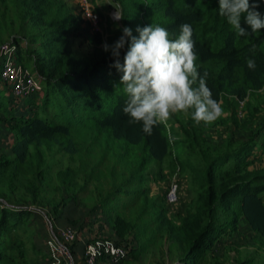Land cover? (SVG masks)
<instances>
[{
  "label": "trees",
  "instance_id": "16d2710c",
  "mask_svg": "<svg viewBox=\"0 0 264 264\" xmlns=\"http://www.w3.org/2000/svg\"><path fill=\"white\" fill-rule=\"evenodd\" d=\"M11 1L24 24L39 22L34 24L42 29L36 36L38 40H42L45 45L59 42V53L56 56L50 58L41 56L37 59V64H41V67L48 70L46 75L40 72L43 76L42 94L44 96L41 94L44 97L43 108L48 111L49 107L55 109L60 107L62 110L65 105L73 113L91 116L107 130L109 139L118 141L127 153L133 146L135 149L141 148L142 158L138 159L140 164L137 166V171L130 173V180L143 181L147 175L143 172L146 166L151 164V170L154 171L156 165L159 166V163H163L167 158L176 164L179 163L178 157L182 156L180 149L185 146L189 150L193 149L201 153L200 157L207 160L206 171L204 169L198 171L194 166H189L188 162L184 163V175L189 178L196 176L199 179V188L196 191L197 200L191 202L182 220L175 223L174 220L173 222L164 218V214L160 212L156 218L158 222L163 219L162 224L167 223L174 238L185 242V250L179 264H202L203 260L207 261V254L215 243L226 235L227 230L232 227L229 231L232 234L236 228L238 229L237 225L241 216L247 219L252 226L251 229L257 231L264 239V173H260L264 167H250L254 164L253 152L257 148V143L254 141L257 133L233 147V144L238 141L234 138V133L244 129L249 130L253 123H248V119L230 120L234 126L231 127L232 131L228 138L220 141L221 146L215 144L211 146L207 143L203 126L191 115L181 129L183 134L181 139L179 136L177 138L174 128L166 126L165 122L154 126L151 135L146 134L142 124L128 123L129 117L122 111L127 96L123 86L118 84L121 73L114 67H110L114 62L111 51H105L104 48L99 47L89 55L77 57L74 52H70L68 44L63 43L65 40L60 39L62 36H68L67 30L73 25V15L70 10L68 15L70 21H64L65 17L62 16V8L66 6L64 0L55 2L48 0L44 10L42 7L46 4V0ZM6 2L2 0L1 5L6 6ZM55 3L59 8L57 7L53 14L51 25H44L43 16L46 12L52 13L51 5ZM141 5L142 3L138 0H123L121 8L126 25L137 24L135 15ZM150 10L168 17L158 25L166 28L170 34L178 35L179 26L182 23L192 25L195 40L193 50L198 53L196 61L198 72L201 75L207 73L206 84L213 92L214 99L218 101L225 91L236 94L237 99L242 100L243 98L250 100V96L256 94L255 92L264 93V30L253 33L249 28L247 35L238 36L226 17L220 16L219 0H155ZM259 11L264 13V0L261 2ZM242 25L248 27L243 20ZM119 37L117 33L111 34L108 44H114ZM253 45L256 46L254 54L249 52ZM19 54L18 51V58H20ZM249 59L255 61V70L248 68ZM121 60L123 62L122 55ZM19 61L21 62L20 59ZM259 95L260 93L256 94V96ZM37 97L40 95L37 94L28 99L34 101ZM10 98L11 101L15 99L11 94ZM59 100L63 103L60 104ZM247 108L249 110L248 106ZM11 109L12 105L8 108L1 98L0 88V114L4 110L8 120L12 122L11 126L17 137L13 148L14 155L12 157L4 155L0 158V177L7 170L12 171L18 167L17 164L34 163L35 157L40 159L38 163L41 164L45 159V153L49 149V151L54 150V146L58 147V149L55 148V153L59 150L71 154L77 152L72 137L68 138L66 145L60 140L61 136L69 137V126L59 122L54 123L38 114L36 116L18 115ZM261 109L264 111V101L256 103L250 120L255 121L256 115L258 118L261 114ZM260 122L257 132L264 128V119ZM221 130L224 133L227 131L226 128ZM31 144L36 148L35 154L29 152ZM40 145L47 147V151L45 148H40ZM59 145L65 149L61 147L59 149ZM216 150L220 153L213 157ZM98 168L99 164L95 169ZM41 171L38 172L40 175H42ZM37 188L41 193V188ZM1 193L0 195L6 196ZM113 193L128 194L124 187L116 188ZM136 193L137 190L132 195ZM5 196L0 198L4 199ZM240 197L242 200L239 206L233 210V213L236 211V216L230 218L231 205ZM104 201L107 206L111 200ZM135 202L136 200L134 204H131V208L134 207ZM156 205L158 204L154 201L153 206ZM60 210L62 208L59 204L53 206V212L59 211L60 214ZM131 210L133 211V208ZM145 210L147 208L144 210L142 208L136 218H130L127 215L113 217L114 229L120 235L133 234L136 238L139 234L135 232L138 227L137 221L146 213ZM36 213L37 211L28 205L14 206L8 201L0 202V264H44L36 247L33 245L29 248L27 245L28 239H31L29 220ZM242 264H248V261Z\"/></svg>",
  "mask_w": 264,
  "mask_h": 264
},
{
  "label": "rangeland",
  "instance_id": "374dc122",
  "mask_svg": "<svg viewBox=\"0 0 264 264\" xmlns=\"http://www.w3.org/2000/svg\"><path fill=\"white\" fill-rule=\"evenodd\" d=\"M1 1L0 48L6 43L15 44L20 52L19 59L21 62L33 71L46 75L48 70L41 67V64H37V59L41 56L45 58L56 56L59 53V42L45 45L42 40H38L36 37L42 30L41 27L35 26L39 22L24 24L23 19L13 7L12 1L6 0V6H2ZM52 1L55 2L56 0ZM64 1L66 6L62 8V16L65 17L64 21H70L71 19L68 17L70 10L73 15V25L68 30L66 29L69 32L68 36H62L60 39L65 40L63 43L68 44L70 52H74L77 57H84L96 48H103V44L105 42L108 43L111 34H122L120 29L123 26L130 27L133 35L138 36L137 26L143 27L151 23L158 25L162 20L168 18L160 12L150 10L155 0H138L142 5L135 15L137 24L134 26L126 25L121 8L123 0ZM47 4L48 0L43 5V10ZM84 5H87L88 8L98 14L99 19L96 25L89 20L90 17L85 11ZM57 7L59 8L56 3L51 5L52 13L46 12V15L43 16L44 21L42 23L44 25H51L53 14ZM117 10L123 16V19L119 21L113 19V14ZM126 50L127 46L121 50L122 57ZM0 84L1 98L8 108L12 105V112L28 116H36L38 114L54 123L59 122L69 126V137L61 136L60 140L66 145L68 140L71 139L70 137H72L77 148V152L72 154L63 150L55 153L58 147L54 146V150L49 151V149L47 151V147L40 145V148H45V151H47L41 164L38 163L40 159L35 157L34 163L17 164L18 167H15L16 169L7 170L5 174L1 175L0 190L6 196H0H5L7 199L4 198L0 202L8 201L20 206L28 205L37 212L51 210V206L59 204V207L62 209L66 208V212L71 216V200H81L79 205L82 206L84 213H87L88 208L94 205L97 200H111L112 206L115 207L113 211L117 213L124 208L123 204L125 202H130L132 199L136 200L133 211L129 210L130 207H128L126 208L128 210H124V212L130 216L133 214L138 216L142 208L143 210L147 208V210H145L146 213L143 217L141 216L140 220L137 221L138 227L135 232L139 233L138 236L134 238L133 234H129L134 238V242L126 241L125 248L129 251V255L127 253L129 260L125 259L122 263L179 264L185 250V242L174 238L169 231L167 223L162 224L161 221L163 219L158 222L156 218L160 212L164 214V218L174 220L177 223L182 220L191 202L193 203L194 200H197L196 191L199 188V179L194 174L195 177L192 178L184 175V163L188 162L189 166H194L198 171L203 169L206 171L207 160L200 157L201 153L195 152L193 149L189 150L184 145L185 147L180 149V151L182 150V156L178 157L179 163L176 164V162L174 163L167 158L163 163H159V166L156 165L154 171L151 170V164L146 166L143 172L147 175L143 178V181L130 180V173L137 171V166L140 164L138 159L142 158L141 148L137 147L135 149L133 146L132 150L127 153L126 149L121 147L118 141L109 139L107 130L100 126L91 116L73 113L65 105L62 110L60 107L59 109L58 107H56L57 109L49 107L48 111H46L43 108L44 97L41 95L34 101H30L28 98L20 100L15 98L11 101V88L2 81L1 76ZM255 93H260V95L256 96V94H253L252 97L250 96V100L249 98H243L242 100L237 99L236 94L227 91L223 92L222 97L218 100L222 115L215 121H200V123L204 128L203 134L207 139V143L211 146L213 144L221 146L222 142L220 141L228 138L227 136L232 131L231 127L234 126L230 120L243 121L248 119V123H253V125L250 126L249 130L244 129L234 133V138L238 141L233 144V147L257 133L254 141L257 143V148L253 152L254 164L250 167L261 168L264 167V128L259 132H257V128L261 124L260 121L264 119V111L261 109L263 112H260L261 114L258 115V118L256 115L255 121L250 119L253 116L252 111L255 110L256 103L264 101V93ZM59 102L60 104L63 103L61 100ZM193 111L194 109H189L187 112L172 113L170 118L165 121L166 126L174 128L177 138L178 136L179 139L183 137L181 129H183L189 116H192ZM0 117V120L5 121L4 124L8 125V127L12 124L11 121H8V116L4 112L0 114ZM1 121L0 125L3 124ZM217 128H226L227 131L224 133L223 130ZM8 130H10V127ZM3 132L0 131V135ZM16 139V133L10 131L8 142L13 143ZM0 146L1 148L3 147L1 143ZM60 147L65 149L62 145H59V149H61ZM1 148L0 150H3ZM4 150L11 151V147L7 145ZM29 152L35 154L36 148L33 144H31ZM218 153L220 151L216 150L213 153V157ZM181 159L183 161H180ZM97 164H99V168L95 169ZM40 170H42V175L38 173ZM260 173H264V170L260 171ZM174 179L180 183V200L174 205H169L165 200V194L170 181ZM37 187L41 188V193L38 192ZM121 187H124L128 194L118 193L119 195H116L113 193L116 188ZM135 190H137V193L132 195ZM153 200L158 204L155 207L153 206ZM237 200L231 205L230 218L236 216V211L233 213V210L239 206L242 198L240 197ZM79 205L77 206L78 208ZM74 215L76 216L75 211ZM50 216H55V214L51 213ZM47 223L49 221L42 213H37V217L32 218L31 229L33 230V236L35 235V240L44 241L42 236L45 234V228L49 227ZM237 227L238 229L236 228L232 234L229 232L232 227L227 230L226 235L219 239L212 250L209 251L210 253L207 254V261L203 260L202 264H242L247 261L248 264H264V239L257 231L251 229L250 223L242 216L239 217ZM27 245L29 248L34 245L33 238L31 241L28 239ZM40 254L41 252L39 251L38 255ZM82 256L85 263L84 252Z\"/></svg>",
  "mask_w": 264,
  "mask_h": 264
},
{
  "label": "clouds",
  "instance_id": "9594fccd",
  "mask_svg": "<svg viewBox=\"0 0 264 264\" xmlns=\"http://www.w3.org/2000/svg\"><path fill=\"white\" fill-rule=\"evenodd\" d=\"M262 0H219V14L226 17L238 36H245L249 28L253 33L264 30V13L259 11ZM113 19L123 16L117 10ZM244 24L248 27L242 25ZM119 27V25H118ZM118 40L103 44L111 51L114 67L121 73L119 85L127 96L123 113L128 123L142 124L146 134L151 135L154 126L165 122L172 113L194 109L195 121L211 122L222 115L220 103L206 84L207 73L198 72L195 52L194 29L189 23L179 26V34L164 27L150 24L137 26L138 36L132 29L121 27ZM127 50L121 60V50ZM253 45L249 52L255 53ZM248 68L255 70L253 59L247 61Z\"/></svg>",
  "mask_w": 264,
  "mask_h": 264
},
{
  "label": "crops",
  "instance_id": "0c3cea01",
  "mask_svg": "<svg viewBox=\"0 0 264 264\" xmlns=\"http://www.w3.org/2000/svg\"><path fill=\"white\" fill-rule=\"evenodd\" d=\"M4 110L1 112L3 113ZM1 119V117H0ZM1 121V120H0ZM10 121V120H8ZM3 124L0 125V131L3 132L0 136L2 137L0 139V143L2 144V148L0 150V158L6 155L7 157H12L14 155L13 148L15 146L16 140L13 143H9L10 139V131L14 132L12 129V126L10 125V130H8V125H5V121H1ZM15 133V132H14ZM9 138V139H8ZM10 146L11 151L4 150L5 146ZM0 200H3L0 198ZM81 200H71V216L66 212V208H63L59 214L58 212H53V206L51 210H42L40 211L43 216L49 221L47 225L49 227L45 228V234L42 236L44 237V241L39 242V239L35 240V235L33 236V230L31 229L32 224V218L37 217V213L41 214L40 212H37L34 217H31L29 220V228L30 232L29 235L31 239L33 238L34 246L38 251L41 252V260L44 264H53L54 262V251L53 247L49 243L51 240V237L54 234H58L61 230L64 228L70 226L73 227L77 233H78V239L72 244V252L76 260V264H85L83 261V252L85 244L89 241L104 243L106 241H110L112 243H115L116 245L123 246L125 248L126 241L130 240L133 241V237L129 234L120 235L116 229H114L112 225L113 217L117 215L122 216H129L130 218H136L137 214H127L124 212V210H128L126 208L130 207L132 203H134V200H130V202H125L123 204V209L119 210L117 213L116 211H113L115 207H113L112 202L109 201V204L107 206L105 205V201L103 200H97L95 201V204L88 208V212L84 213L85 211H82L83 208L81 205H79ZM116 203V201H114ZM114 203V205H115ZM130 203V204H129ZM14 206H20L16 204H12ZM79 205V208L77 207ZM49 207V208H51ZM133 208V207H132ZM130 207L129 210L132 209ZM74 211L76 213V216L74 215ZM112 211V212H111ZM51 213H54L55 216H50ZM47 231V232H46ZM41 238V239H42ZM30 239V241H31ZM127 253L129 255V251L127 250ZM129 256H126L124 259H122L119 263H113L111 262L106 256L101 257V259L98 260L97 264H123L122 262L125 259H128ZM129 260V259H128Z\"/></svg>",
  "mask_w": 264,
  "mask_h": 264
},
{
  "label": "built area",
  "instance_id": "2783aa9c",
  "mask_svg": "<svg viewBox=\"0 0 264 264\" xmlns=\"http://www.w3.org/2000/svg\"><path fill=\"white\" fill-rule=\"evenodd\" d=\"M85 11L95 25L98 23V14L87 5ZM0 76L2 81L11 88L10 94L16 99L31 98L42 94L43 76L38 71H33L19 61L18 50L13 43H6L0 48ZM166 202L174 205L180 200V183L174 179L170 181L166 194ZM78 239L77 231L69 226L51 237L49 243L53 247V264H76L72 252V244ZM86 264H97L98 260L106 256L111 262L119 263L127 256V250L123 246L110 241L104 243L89 241L84 247Z\"/></svg>",
  "mask_w": 264,
  "mask_h": 264
}]
</instances>
